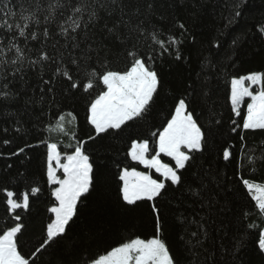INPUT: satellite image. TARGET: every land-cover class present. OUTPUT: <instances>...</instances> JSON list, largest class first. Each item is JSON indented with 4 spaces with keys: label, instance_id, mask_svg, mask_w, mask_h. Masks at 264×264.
Returning a JSON list of instances; mask_svg holds the SVG:
<instances>
[{
    "label": "snow or ice",
    "instance_id": "6c2138e0",
    "mask_svg": "<svg viewBox=\"0 0 264 264\" xmlns=\"http://www.w3.org/2000/svg\"><path fill=\"white\" fill-rule=\"evenodd\" d=\"M0 7L4 11L3 17H0V35L3 36L0 39V101L11 102L16 99L20 94L16 82L26 83L27 70L39 67L43 72L49 68L51 75L47 79L43 76L40 78L44 85L40 89V100L43 101L47 94L54 96L57 83H67L63 91L68 94L81 93L87 96L85 120L92 133L88 140L118 135L130 127L131 122L150 114L162 85L156 67L158 59L167 54L176 61L187 60L191 63V54H183L182 40L174 34H168L165 38L164 33L151 24V18L156 14V0H19V13L7 3ZM238 7L239 4L233 5V8ZM240 15V11H235L228 24H232L234 18ZM17 19L19 22H14ZM179 27L185 28L183 24ZM261 31H264V27ZM49 43L54 54L48 50ZM236 43L233 40V44ZM35 44H40V48H35ZM109 44H118L123 49L122 69L113 67L108 59L112 51ZM221 46L219 42L214 45L216 48ZM33 54L35 59L32 58ZM230 84L228 101L232 114L239 117L245 98L249 101L242 124L232 120L233 127L230 129L239 137L240 151L244 156L241 160L235 146L229 145L223 148L222 159L228 164L237 161L233 174L239 175L240 183L255 202V214L262 223H248L246 229H258L256 250L264 258V184L244 178L241 171L242 167L252 172L264 167V153L257 158L245 151L250 133L253 136L264 135V72L255 71L233 78ZM200 87V95L209 98L210 94L203 91L206 84ZM196 88V81L187 85L185 92L189 95L175 104L171 118L167 119L162 130L152 133L155 138L153 143L150 144L148 139L131 140L127 157L149 171L124 167L117 174L118 195L124 205L138 206V202H152L156 235L149 239L132 238L89 258L86 264H182L181 258L171 252L160 236L164 222L158 203L169 188L175 191L185 185L192 196L200 198L201 208L208 210L198 220L179 217L184 226V234L179 236L183 250L197 257L189 264H217L216 251L206 247L207 243L213 247L219 244L217 250L221 261H224L225 255L235 260L237 252L245 246L243 236L234 238V243L225 240L227 233L213 238L210 227L215 221L210 219L209 214L219 201L215 196L205 200L203 193L208 184L197 172L191 173L198 178L195 188L185 176L214 139L213 125L222 123L214 116H210L207 127L199 122L200 116L194 107L197 103ZM68 125L72 126L71 129ZM45 131L50 136L48 141H41L47 148L45 175L54 200L47 209L50 213L48 222L35 251L30 258L26 257L19 241L25 226L18 210H30V197H38L42 189L38 184L30 185L29 190L19 195L7 186L0 189L5 197L6 211L12 219V225L0 232V264H35L34 258L38 253L66 241L70 224L78 216V202L95 189L96 169L85 149L86 141L78 137V116L71 110L57 111L54 123L50 121ZM69 132L70 138L77 142L70 153H62L58 143L51 142V134L69 136ZM3 143L10 144L11 141L4 140ZM24 151V148H19L12 155ZM152 152L155 154L152 155ZM161 156L168 157L170 163L162 162ZM153 170L157 174L155 178L150 174ZM204 175L211 176L212 181L218 184V173L212 174L210 167ZM251 214L243 213L241 219H248ZM193 224L195 230L191 228ZM248 234L257 235L256 232ZM67 243L71 246L74 241L68 240ZM197 249L207 254L203 260L198 259L200 253ZM225 264L232 262L225 261Z\"/></svg>",
    "mask_w": 264,
    "mask_h": 264
},
{
    "label": "trees",
    "instance_id": "16d2710c",
    "mask_svg": "<svg viewBox=\"0 0 264 264\" xmlns=\"http://www.w3.org/2000/svg\"><path fill=\"white\" fill-rule=\"evenodd\" d=\"M3 3H7L13 11L19 13V0H0V5ZM234 4H239V7L233 8ZM235 11H240L241 15L235 17L234 22L229 25L228 20L234 16ZM3 15L4 11L0 7V17ZM151 24L160 29L165 38L168 34H174L177 39L182 40L183 54L185 56L191 54V63L187 60L176 61L167 54L158 59L156 67L162 85L150 114L131 122V126L126 127L118 135L88 140L92 134L85 120L88 97L81 93L68 94L63 91L67 88V83H57L55 95L47 94L41 101L40 89L44 85L40 78L43 76L47 79L51 75L49 68H45L43 72L39 67L27 70L26 83L16 82V89H19L20 93L16 99L11 102L0 101V189L7 186L17 191L18 195L29 190L30 185L38 184L42 189L38 197H30V210H18L25 226L19 241L26 257L30 258L38 246L42 230L50 216L47 209L54 202L45 175L47 148L41 141L50 139L45 128L49 126L50 121L54 123L57 111L71 110L78 116V137L86 141L85 149L96 169L95 189L90 190V194L78 202V216L74 218V223L70 224L66 241L38 253L34 258L35 264H86L89 258L103 254L132 238L149 239L156 235L152 202H138V206L124 205L118 195L117 174L124 167L149 171L127 157L131 140L148 139L150 144L153 143L155 138L152 133L162 130L167 119L171 118L175 104L179 99L189 95L185 88L193 81L197 82V103L194 107L196 114L200 116L199 122L207 127L210 116H214L215 119L222 120V123L213 125L214 139L209 143L205 153L198 156L194 166L188 169L185 176L195 188L198 186V178L191 173L197 172L208 184L207 190L203 193L205 200L215 196L219 201L209 214L210 219L215 221L210 227L213 238L227 233L225 240L234 243V238L243 236L245 245L237 252L235 260L225 255L224 261L220 259L218 243L215 247L207 243L206 247L216 251L217 264H225V261L232 264H264V258H261L256 250L258 229H246L248 223L254 222L257 225L262 223L255 214V202L240 183L239 175L233 174L237 161L228 164L222 159L223 148L233 145L237 150V156L243 160L244 153L240 151L241 141L230 129L233 127L232 120L242 124L248 100L245 99L241 105V115L237 117L230 111L228 96L231 89L230 81L233 78L246 76L255 71L264 72V31H261L264 27V0H156V14L151 18ZM180 24L185 28L181 29ZM32 27L37 28L36 25ZM2 38L0 35V39ZM233 40L237 43L233 44ZM217 42L222 45L220 48L214 47ZM34 46L40 48V44ZM108 46L112 50L108 56L112 66L122 69L123 49L118 44ZM48 50L50 54H54L50 43ZM32 58L35 59V54ZM201 84H206L203 91L210 94L209 98L200 95ZM33 99L35 102H32ZM68 127L71 129L72 126ZM17 128L20 129L19 132L16 131ZM70 136L71 132L69 136L52 133L51 142L58 143L62 153H70L77 142ZM4 140L11 143L4 144ZM19 148H24L25 151L19 155H12ZM245 151L259 158L264 153V135L253 136L250 133ZM161 159L164 163H170L167 157L161 156ZM209 167L212 174L218 173L219 186L212 181L211 176L204 175ZM241 171L244 178L264 184V167L258 168L255 172L242 167ZM150 174L154 178L157 176L153 171ZM4 200L5 197L0 193V232L12 225ZM201 203L199 197H194L187 191L186 185L175 191L169 188L158 203L164 222L160 236L170 247L171 252L181 258L182 264H189L197 260V257L183 250L179 236L184 234V226L179 217L198 220L208 211L207 208H201ZM246 212L253 214L242 220L241 216ZM195 227V224L191 225L192 230H195ZM251 232H256L257 235L248 234ZM68 240L74 243L69 246ZM196 251L200 253L198 257L200 260L207 255L200 249Z\"/></svg>",
    "mask_w": 264,
    "mask_h": 264
},
{
    "label": "rangeland",
    "instance_id": "374dc122",
    "mask_svg": "<svg viewBox=\"0 0 264 264\" xmlns=\"http://www.w3.org/2000/svg\"><path fill=\"white\" fill-rule=\"evenodd\" d=\"M253 88L255 89V86H253ZM245 99H247L248 100V98H245ZM249 102V101H248ZM246 111H247V106H246ZM245 111V112H246ZM168 158V157H167ZM131 160V159H130ZM142 167H143V165H141ZM153 172H154V170H153ZM155 173V172H154ZM61 175H62V173H60ZM156 174V173H155Z\"/></svg>",
    "mask_w": 264,
    "mask_h": 264
}]
</instances>
